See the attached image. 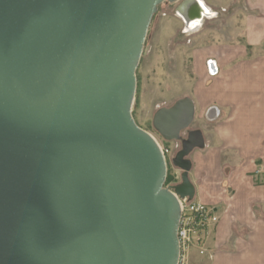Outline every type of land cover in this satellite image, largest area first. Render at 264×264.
<instances>
[{
    "label": "water",
    "instance_id": "water-1",
    "mask_svg": "<svg viewBox=\"0 0 264 264\" xmlns=\"http://www.w3.org/2000/svg\"><path fill=\"white\" fill-rule=\"evenodd\" d=\"M177 1L0 0V264H177L175 195L195 199L188 157L203 145L200 131L182 139L195 105L153 117L182 143L173 192L132 115L152 18Z\"/></svg>",
    "mask_w": 264,
    "mask_h": 264
},
{
    "label": "crops",
    "instance_id": "crops-1",
    "mask_svg": "<svg viewBox=\"0 0 264 264\" xmlns=\"http://www.w3.org/2000/svg\"><path fill=\"white\" fill-rule=\"evenodd\" d=\"M248 1L256 14L245 42L193 53L194 121L207 131L189 155V178L195 201L219 217L209 264H264V0Z\"/></svg>",
    "mask_w": 264,
    "mask_h": 264
},
{
    "label": "rangeland",
    "instance_id": "rangeland-1",
    "mask_svg": "<svg viewBox=\"0 0 264 264\" xmlns=\"http://www.w3.org/2000/svg\"><path fill=\"white\" fill-rule=\"evenodd\" d=\"M188 1L165 2L157 7L136 71L137 87L132 106L137 125L170 151L167 175L176 182H180L181 172L173 160L182 149V143L166 142L156 133L154 114L161 108L171 107L179 99L193 95L196 84L193 64L195 50L217 43L245 42L250 18L256 14L248 0H199L207 9L206 16L199 22L189 24L181 13ZM201 129L207 131L200 121H194L182 133V139H186L190 131ZM211 240L206 243L204 254L200 250H191L187 264H209Z\"/></svg>",
    "mask_w": 264,
    "mask_h": 264
},
{
    "label": "built area",
    "instance_id": "built-area-1",
    "mask_svg": "<svg viewBox=\"0 0 264 264\" xmlns=\"http://www.w3.org/2000/svg\"><path fill=\"white\" fill-rule=\"evenodd\" d=\"M214 61L207 62L210 75L216 73ZM163 157L170 151L158 144ZM180 207V219L178 224L177 238L179 244V256L177 264H187L191 250H200L201 254L206 251V243L211 239L213 230L219 217L213 207L204 205L195 200L181 199L176 196Z\"/></svg>",
    "mask_w": 264,
    "mask_h": 264
},
{
    "label": "bare ground",
    "instance_id": "bare-ground-1",
    "mask_svg": "<svg viewBox=\"0 0 264 264\" xmlns=\"http://www.w3.org/2000/svg\"><path fill=\"white\" fill-rule=\"evenodd\" d=\"M182 11L183 16L185 14H191L192 20L189 24H194L195 22H199L202 17L206 16L207 9L201 1L192 0V2L187 4ZM198 15L200 16L199 19L197 18Z\"/></svg>",
    "mask_w": 264,
    "mask_h": 264
},
{
    "label": "trees",
    "instance_id": "trees-1",
    "mask_svg": "<svg viewBox=\"0 0 264 264\" xmlns=\"http://www.w3.org/2000/svg\"><path fill=\"white\" fill-rule=\"evenodd\" d=\"M173 183H176V181L174 180V178L172 176H170L169 174L167 175V178H166V182H165V185L168 186V185H171Z\"/></svg>",
    "mask_w": 264,
    "mask_h": 264
}]
</instances>
